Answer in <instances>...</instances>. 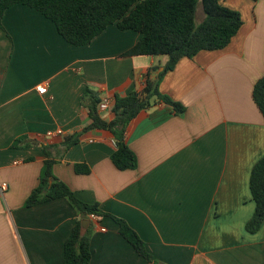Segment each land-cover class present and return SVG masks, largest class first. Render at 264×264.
Here are the masks:
<instances>
[{
	"label": "crops",
	"instance_id": "0c3cea01",
	"mask_svg": "<svg viewBox=\"0 0 264 264\" xmlns=\"http://www.w3.org/2000/svg\"><path fill=\"white\" fill-rule=\"evenodd\" d=\"M221 3L239 12L241 27L226 47L183 57L163 75L159 91L185 111L176 116L155 103L131 120L125 141L137 158L133 170L113 165L108 131L81 133L62 157L60 144L91 122L80 103L87 88L113 105L116 97L142 92L147 73L162 71L166 56H124L141 35L115 24L74 46L35 9L14 4L4 11L0 264H62L75 211L63 198L23 207L38 184L45 148L56 160L54 176L108 214L91 219L89 264H148L111 216L124 220L159 264H264V222L254 233L245 229L255 209L250 172L264 157V118L252 99L264 76V0ZM40 84L44 94L36 91ZM112 105L97 109L101 119L113 118Z\"/></svg>",
	"mask_w": 264,
	"mask_h": 264
},
{
	"label": "trees",
	"instance_id": "16d2710c",
	"mask_svg": "<svg viewBox=\"0 0 264 264\" xmlns=\"http://www.w3.org/2000/svg\"><path fill=\"white\" fill-rule=\"evenodd\" d=\"M14 4H22L41 13L71 45L89 44L107 26L115 24L120 30H133L141 35L124 56H166L162 71L154 78L147 73L142 92H131L114 99L111 108L113 118L110 121L99 117L97 106L100 100L87 88L80 97V103L88 110L91 122L82 130L62 139L59 157L78 141L81 133L91 129L108 131L114 143L110 159L118 170H133L137 167V158L128 147L125 135L129 123L140 111L155 103L170 107L176 116H181L185 111L182 104L159 91L158 85L163 75L183 57L193 58L202 50L226 47L242 25L239 12L225 7L221 0H0V29L4 11ZM198 6H201L204 18L196 23ZM252 99L264 118V76L254 84ZM19 141L21 139L15 140L13 146H17ZM44 152L46 159L38 176V184L31 190L23 207L65 199L75 211L77 219L64 243L62 264H89L90 215L108 214L100 211L98 204L79 200L64 182L54 176L52 166L56 160L50 155L49 148H45ZM76 171L88 173L89 170L77 166ZM249 189L255 209L245 229L248 233H254L264 222V157L255 163L250 172ZM111 218L118 226V233L138 255L148 264H159L151 259L140 237L124 220ZM84 219L90 220V224L81 235L80 222Z\"/></svg>",
	"mask_w": 264,
	"mask_h": 264
},
{
	"label": "built area",
	"instance_id": "2783aa9c",
	"mask_svg": "<svg viewBox=\"0 0 264 264\" xmlns=\"http://www.w3.org/2000/svg\"><path fill=\"white\" fill-rule=\"evenodd\" d=\"M36 91H37L39 94H44L45 91H46V86L43 85V84H40V85L36 86ZM111 105H112V102H111L110 99H108V98H103V99L98 103L97 109L103 111V110H106V109L110 108ZM55 133H56L57 135H61L62 131H61V130H57ZM5 189H6V185H2V186H0V190H1V192H3ZM97 218H98V216H96V215H94V214H91V215H90V219H97ZM102 230H103V229H102Z\"/></svg>",
	"mask_w": 264,
	"mask_h": 264
},
{
	"label": "water",
	"instance_id": "95a60500",
	"mask_svg": "<svg viewBox=\"0 0 264 264\" xmlns=\"http://www.w3.org/2000/svg\"><path fill=\"white\" fill-rule=\"evenodd\" d=\"M89 224H90V220H87V219L81 220V222H80V233H81V235H83L86 232Z\"/></svg>",
	"mask_w": 264,
	"mask_h": 264
},
{
	"label": "rangeland",
	"instance_id": "374dc122",
	"mask_svg": "<svg viewBox=\"0 0 264 264\" xmlns=\"http://www.w3.org/2000/svg\"><path fill=\"white\" fill-rule=\"evenodd\" d=\"M200 17H204L203 12L200 13L199 10L197 9V13H196V17H195V22L196 23H199Z\"/></svg>",
	"mask_w": 264,
	"mask_h": 264
}]
</instances>
